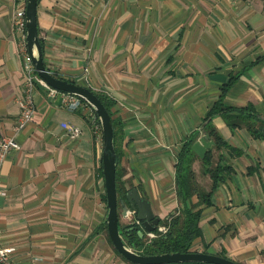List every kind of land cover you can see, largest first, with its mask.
<instances>
[{
    "label": "crops",
    "instance_id": "crops-1",
    "mask_svg": "<svg viewBox=\"0 0 264 264\" xmlns=\"http://www.w3.org/2000/svg\"><path fill=\"white\" fill-rule=\"evenodd\" d=\"M25 7L0 0V133L20 142L2 169L0 243L15 247L20 264H131L109 239L103 133L88 108L70 109L65 94L38 86L36 115L16 130L26 39L16 15ZM37 20L46 66L114 101L121 179L161 219L179 204L178 153L208 132L222 86L233 77L225 105L264 117V0H39ZM67 123L81 134L71 136ZM211 123L226 142L216 148L211 135L212 159L222 155L232 171L203 206L192 249L264 264V137L225 114ZM193 169L209 190L201 157ZM134 219L120 215V224Z\"/></svg>",
    "mask_w": 264,
    "mask_h": 264
},
{
    "label": "trees",
    "instance_id": "trees-1",
    "mask_svg": "<svg viewBox=\"0 0 264 264\" xmlns=\"http://www.w3.org/2000/svg\"><path fill=\"white\" fill-rule=\"evenodd\" d=\"M39 29V25H38ZM41 44L43 46L42 40L40 38ZM53 73L57 77H63L58 72ZM71 80V79H69ZM74 81V80H73ZM233 77L222 86V91L214 103V105L209 109L205 117V127L208 132L214 136L216 148H221L222 145L226 144L222 136L218 133L215 127L212 126V117L215 114H225L229 120V123L233 126H244L249 132L255 137H264V117L261 116L257 111L254 110L252 106L247 107H233L227 106L224 103V95L229 89ZM94 92L101 98L106 107L108 108L114 126V136H115V148L117 153V167H116V188L119 197L125 196L129 188L126 186L125 182L120 176V166L118 163V143L122 140V121L119 120L114 115V101L94 90ZM196 134L185 140L181 151L178 153L177 163H176V192L178 197V207L176 211L172 212L168 217L161 219L160 224L167 225L168 229L166 232L161 233L158 237L152 239L151 241H146V235L143 237L137 234L136 231L128 229L127 231L123 228V238L128 245L133 247L145 254H156L163 252H174V251H193L192 244L193 241L202 234V229L200 226V219L203 211V206L208 205L212 202V193L216 185L224 179L232 171V166L223 161L222 155L219 159L214 162L213 158V147L210 148L204 158L203 170L205 173L210 174L212 178V185L209 190H205L197 181L196 172L193 169V162L198 157L197 154L192 149V144L195 141ZM101 174L103 173L102 163L99 167ZM197 196L198 201L194 202L193 198ZM105 200L106 193H105ZM202 205V206H201ZM110 239V236H109ZM111 243L112 240L110 239ZM115 250L128 262L131 264L135 263L127 259L122 255L115 247ZM223 255V254H220ZM164 264H215V263H204V262H172Z\"/></svg>",
    "mask_w": 264,
    "mask_h": 264
},
{
    "label": "water",
    "instance_id": "water-1",
    "mask_svg": "<svg viewBox=\"0 0 264 264\" xmlns=\"http://www.w3.org/2000/svg\"><path fill=\"white\" fill-rule=\"evenodd\" d=\"M38 1L27 0L25 7L26 44L28 52L37 73L49 85L83 98L99 117L103 133L102 166L108 207L106 221L109 236L116 249L127 259L139 264H164L172 262L242 264L228 256L198 250L145 254L127 244L123 238L122 226L125 231L131 229L143 237L146 233L157 229L161 218L153 212L150 201L141 196L136 187L129 189L125 196L119 197L116 188L117 153L111 114L101 98L89 86L63 77H57L46 66L38 29ZM214 143L215 141L211 139V134L204 132L193 142L192 149L199 157L204 158ZM119 208H121L120 213ZM130 213H133L135 219L121 226L120 215L127 218Z\"/></svg>",
    "mask_w": 264,
    "mask_h": 264
},
{
    "label": "built area",
    "instance_id": "built-area-1",
    "mask_svg": "<svg viewBox=\"0 0 264 264\" xmlns=\"http://www.w3.org/2000/svg\"><path fill=\"white\" fill-rule=\"evenodd\" d=\"M25 3L27 0H21ZM25 8L20 9L16 15V26L22 32H25L26 36V25H25ZM20 46L24 52V84H23V97L18 99L20 106V117L16 125V130H20L25 126V124L31 120L37 112L36 106V89L38 86L45 87L49 89L52 95L62 92L65 94L64 104L70 109H81L88 108L89 110V119L95 125V130L102 132L101 122L97 113L94 109L87 103L83 98L79 97L76 94L68 93L56 89L49 85L38 73L33 64L32 58L28 52L26 39L20 42ZM65 127L69 130L71 136L78 137L82 129L74 124L67 123ZM20 148V142L18 141L15 135H9L6 133H0V196L6 194V190L2 185V169L3 164L8 158L9 154ZM168 229L167 225L159 224L157 229L151 232L146 233L147 242L158 237L161 233L166 232ZM15 247L12 245H2L0 243V264H20L13 257Z\"/></svg>",
    "mask_w": 264,
    "mask_h": 264
}]
</instances>
